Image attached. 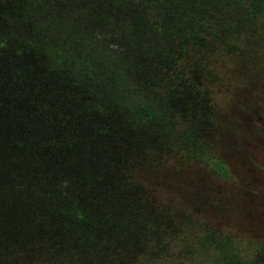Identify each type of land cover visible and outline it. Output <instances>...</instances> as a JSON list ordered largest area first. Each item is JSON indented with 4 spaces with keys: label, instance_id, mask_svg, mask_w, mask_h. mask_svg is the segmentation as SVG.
Here are the masks:
<instances>
[{
    "label": "trees",
    "instance_id": "1",
    "mask_svg": "<svg viewBox=\"0 0 264 264\" xmlns=\"http://www.w3.org/2000/svg\"><path fill=\"white\" fill-rule=\"evenodd\" d=\"M57 4L14 0L29 33L0 36V264H139L188 216L134 171L179 149L229 177L202 140L198 80L264 29V0H108L109 42Z\"/></svg>",
    "mask_w": 264,
    "mask_h": 264
},
{
    "label": "rangeland",
    "instance_id": "2",
    "mask_svg": "<svg viewBox=\"0 0 264 264\" xmlns=\"http://www.w3.org/2000/svg\"><path fill=\"white\" fill-rule=\"evenodd\" d=\"M57 14L79 19L80 30L106 36L112 24L99 25L108 0H57ZM14 0H0V36L28 34L18 28ZM96 3L97 10L92 9ZM70 8L68 11L65 8ZM99 12V13H98ZM121 16L115 19H121ZM122 20V19H121ZM124 25L122 26V28ZM125 28V27H124ZM239 40L235 50L208 56L210 77H200L208 122L201 129L210 153L222 160V178L184 151L160 150L158 161L136 168L134 175L155 200L188 216L165 253L137 256L139 264H264V29ZM188 62V59H184ZM183 62V61H182ZM181 78H188L189 65ZM188 80H172L173 83Z\"/></svg>",
    "mask_w": 264,
    "mask_h": 264
}]
</instances>
